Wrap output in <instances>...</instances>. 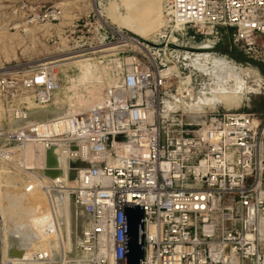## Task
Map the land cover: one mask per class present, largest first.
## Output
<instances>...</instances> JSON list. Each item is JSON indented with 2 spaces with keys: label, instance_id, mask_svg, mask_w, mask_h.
<instances>
[{
  "label": "built area",
  "instance_id": "1",
  "mask_svg": "<svg viewBox=\"0 0 264 264\" xmlns=\"http://www.w3.org/2000/svg\"><path fill=\"white\" fill-rule=\"evenodd\" d=\"M165 9L168 23L153 44L124 39L101 23L87 29L77 20L75 29L86 33L69 57L41 61L6 86V98L19 103L12 118L27 121L29 104L48 110L63 87L67 66L60 61L73 57L109 70L102 102L56 118L61 133H48L53 124L43 122L16 127L12 139L19 149L59 148L89 164L78 170L75 187L66 174L45 181L51 200L54 192L64 193L89 214L80 263L125 264V207L144 206V264H264L260 121L234 112L194 114L201 120H191L183 109L165 106L181 68L182 41L201 37L218 44L228 38L223 30L235 29L230 49L264 61V0H166ZM62 18L59 9L39 13V26ZM127 41L136 46L120 47ZM172 68L176 74L167 73ZM188 91L180 100L193 101ZM74 144L77 153L69 150ZM57 260L47 248L31 262Z\"/></svg>",
  "mask_w": 264,
  "mask_h": 264
},
{
  "label": "rangeland",
  "instance_id": "2",
  "mask_svg": "<svg viewBox=\"0 0 264 264\" xmlns=\"http://www.w3.org/2000/svg\"><path fill=\"white\" fill-rule=\"evenodd\" d=\"M163 1L164 0H0V167L4 171L1 177V181L3 184L2 188L0 189V222L2 223L4 219L3 217H6V215L8 214V219L6 217V221H12V226L10 224L11 222L8 223V225L10 224V227L9 229L7 227L6 230V232L9 231L8 233H6V239L8 241L7 247L10 250H8V252L17 253L18 251L17 257L16 254L14 256L11 255L12 257H8L10 253L7 252L8 255L6 257V260H12L13 262L14 260H25L26 255H22H24V253L27 254L29 252V249V253H31L32 251L31 256H34V254L39 250H36V252L33 253V250H31L32 246L34 245L33 243L39 241V239H41L42 235L44 234L43 227H39V225L34 222L27 221L26 218H18L19 216H21L19 215V213L21 214V212L23 213L24 211L20 209L26 207L27 203L25 202L20 204L19 201V206L17 205L18 200H16L15 197L21 194L20 189L13 186H8L11 183H7V181H9L11 177L19 175L21 177V180H23L19 185H23V189H27L28 187V190L32 189V187H30L32 185L29 184H34V182H36L38 185L40 184L42 188L43 185L41 181L48 180L47 178H51V176L48 175L49 172L44 173V171H47L48 167H45L46 169H44L43 166L41 167V165H39L41 158H44L46 153L48 154L49 151H53L54 153L56 152V154L62 153L61 150H59L58 152L59 148H54L51 149L52 151L49 150L45 152L41 149V145H36L28 149L27 146L20 149L18 148L16 142H14V140L12 139L13 137L11 136V132L12 130H15L19 124L15 119L12 118L13 116L11 114V110L19 103H16L15 101L10 102L6 98V86L11 82L19 83L23 79L22 75H25V73H27L30 68L38 65L41 61H51L59 58L61 59L69 57V53L76 50V47L78 46V38H81V36L86 33V30L84 31L83 28L75 29V27H77L78 25L76 21L79 19H82L79 22V25L81 27L87 26V29H90L91 26L95 27L97 23H101L105 26L107 25V27L117 32L121 37L123 35L124 39L131 40L135 38L141 41H147L150 44L155 43L158 35L163 32V28L159 29L160 27L156 25L157 17L163 14ZM56 9L63 11V18L58 22L47 24L44 27L39 26V13L51 12ZM234 32L235 29L223 30V35L225 37L227 36L228 38H226L224 42H220L218 44L208 42L206 41V39L201 37H198L196 40L188 39L180 43L181 50L183 51L179 58L181 68L179 70V73L177 74V77L173 78V81H171V89L167 91V98L165 99V101L168 102L169 105L171 103L172 106L170 105V107H173L172 109H174L175 106L176 108H183L185 113L190 114L189 117L191 120H200L201 118H198L199 116H196L194 114L210 113L211 111L209 110V108L214 104L211 106L209 104L215 100V95H217L216 92H219L220 90H222V88L230 89L231 87H238L240 76V80H243V86H251L257 89V87L255 86L256 84L253 82V80L246 75L236 76L234 74L235 76H233L231 72H226L227 69L223 67L224 65L220 62L221 59L223 60L224 58L228 62L230 59L238 65L256 68L264 81V61L249 58L241 50L230 49L229 38ZM86 37L88 38V35H86ZM127 42H124L122 44V46H124L122 47L123 49L136 46V43L130 41L128 43ZM186 52H188L189 54H186ZM203 56H206L205 59L203 58ZM113 57L114 56H111L109 58L119 64L118 60H116L117 58ZM80 59L84 60L83 58ZM80 59H77V61ZM197 60H199V63H197ZM73 61L77 62L76 60H72V58L60 61V64L63 63V65L67 67L62 68L63 87L61 92H59V94L57 95V99L59 100V98H62L61 100L65 101V103L63 104L65 107H59V110H56V106H58V104H56L58 100L56 99L52 106H50L48 110H46L47 112L44 111L39 113L40 116H38L43 120V117H45V120L51 121L62 114L64 115L66 113H69V111L80 112L89 110L98 106L99 103L102 102L105 90L103 87L106 86L105 75H108L109 70H106L105 67H103L102 65L99 66V64H96L95 62H88L86 65H88L89 67H86V69L82 66V64H72L74 63ZM196 65L199 67H197ZM86 70H88V72ZM110 73L112 75V73H114V70ZM169 73L176 74L177 71L175 70V68H172L169 70ZM229 74L232 75L230 76ZM89 75H91V77ZM221 76H223V79ZM88 77H90V79H88ZM217 78L219 82L217 81ZM219 78H221V81H223L221 82ZM235 78L237 79V81ZM246 79L249 80L246 81ZM231 81L232 83H230ZM241 81L239 87L242 86ZM244 82L246 83V85L244 84ZM215 86H218L216 88L219 91L214 88ZM93 89L95 92L93 91ZM187 91L193 92V101L180 100L181 96L186 95L185 92ZM214 91L215 93H213ZM87 93L90 94L87 95ZM211 96L212 99L210 100V102H208V99H210ZM81 97L82 99H84L83 101L81 100ZM206 99L207 104H205ZM248 99L239 108L226 109L219 105L218 109L215 112L246 113L255 116V118L260 121V147L258 151L257 163L258 166L259 164H261L262 169L264 170V85L259 90L258 94H251L248 96ZM87 100L93 102L89 103V101ZM176 100L180 101L175 102ZM200 101H202L203 104ZM74 102H77V104ZM94 103H96V105ZM90 104H93L95 106H90ZM191 104L194 107H191ZM165 106H167L166 103ZM28 108L33 109V112L36 111L34 110L35 107L33 108L32 106H30V104ZM186 108L187 110H190L187 111ZM197 110L199 112H195ZM203 110H205L204 113ZM55 129L57 131V127ZM11 152H13V154H10ZM64 167H66L65 169H68L66 170V172L68 173L70 168L69 165H64ZM60 176L64 177V175L62 176V174L60 173H58L55 177L58 178ZM68 180L69 184H74L75 186L77 185L76 178H72V180L68 178ZM47 195L49 196L48 193ZM13 198L16 200V203L14 202ZM10 202L12 204H15L12 205ZM10 206H12L13 208H11ZM3 209L5 210V213ZM13 209H15L17 212ZM13 211H15L16 213ZM16 214H18L19 216H16ZM84 217L81 218V216H79V218H76L78 219L79 223L75 219H72V221H74L72 223H74L75 226H78L75 227L72 224V227L70 223L69 228H73L75 231L77 227L79 228L76 231L78 235L72 229L74 232H72L71 234L73 239L74 237L79 238L84 235V230L88 224V217ZM75 221L77 224L75 223ZM51 225H53L51 230L53 229L52 233L54 237H56L54 239L57 240L56 249H58V251H56L57 254H55L56 256H58L53 257H56L58 259L56 261L57 264H63L66 262L65 258L70 253L65 245V237H63L65 234L63 230H66V226L64 227L57 220H53ZM59 225L61 228L59 227ZM11 231L15 232V234H13L14 232H12L13 238H11L12 236H10L12 234H9L11 233ZM74 234L77 236H75ZM15 236H19V238H16ZM14 238L17 241H15ZM9 242H12L11 249ZM13 243L17 246L15 247ZM23 245H25L24 248H28V251L25 249L27 253L23 249ZM17 247H20V249L22 250ZM15 249L18 250L15 251ZM20 253L23 254L21 255ZM28 254L27 256L29 257ZM79 256L80 254L76 259H80ZM14 257H16V259ZM18 257H21L22 259H18ZM32 258L33 257H31V259ZM79 259L70 264H83L79 262ZM31 263L37 264L35 262Z\"/></svg>",
  "mask_w": 264,
  "mask_h": 264
},
{
  "label": "bare ground",
  "instance_id": "3",
  "mask_svg": "<svg viewBox=\"0 0 264 264\" xmlns=\"http://www.w3.org/2000/svg\"><path fill=\"white\" fill-rule=\"evenodd\" d=\"M165 3H166V0H164L163 1V7H164V10H163V14L162 15H160V16H158L157 17V19H156V25L157 26H159L160 28L159 29H161V28H164V27H166V25H167V23H168V18H167V16H166V9H165ZM131 23V22H130ZM158 24H160V25H158ZM107 26V25H106ZM120 47H124V46H120ZM200 56V55H199ZM205 57L206 56H203V58L205 59ZM208 57H209V55H208ZM207 57V58H208ZM81 57H75V58H72V60H76L77 61V59H80ZM201 59V58H200ZM215 60V59H214ZM220 60V59H219ZM199 60H197V63H199L198 62ZM217 61V60H216ZM215 61V62H216ZM74 62V61H73ZM88 62H91L89 59H84V60H78L77 62H74V63H72V64H82V66L84 67V68H88L89 66L88 65H86ZM223 65H221V66H223V67H225L226 69H227V71L226 72H231L232 74H233V76H240V75H246L247 77H249V78H251L252 80H253V82L256 84L255 86L257 87V89H255V88H253V87H251V86H243V83H242V81L240 80L241 79V76H240V79H239V85H240V81H241V84H242V86H240L239 87V85H238V87H231L230 89L229 88H225V89H223L222 88V90H218L216 87H218V86H215L214 88L216 89V90H218L219 92H216V94L217 95H215L216 97H215V100L214 101H212V103H210L209 105L211 106V105H213V106H211L210 108H209V110L211 111V112H215L217 109H218V106L220 105V106H222L223 108H226V109H236V108H239V107H241V105L245 102V101H247V99H248V96L249 95H251V94H258L259 93V90L262 88V86L264 85L263 84V79H262V77H261V75H260V73H259V71L256 69V68H253V67H250V66H244V65H238V64H236L235 62H233L232 60H230L229 59V62L228 61H226L225 60V58L222 60L221 59V61H220ZM219 62V63H220ZM70 65V64H69ZM68 65V66H69ZM197 66V65H196ZM197 67H199V66H197ZM196 67V68H197ZM219 67H220V65H219ZM223 67H221V68H223ZM86 68V69H87ZM90 69V68H89ZM83 71V70H82ZM87 72H88V70H86ZM220 71V70H219ZM223 71V70H222ZM224 71H225V69H224ZM86 72V73H87ZM92 72V71H91ZM225 72V73H226ZM93 73V72H92ZM167 73H169V70H168V72ZM231 74V75H232ZM235 74V75H234ZM221 75V74H220ZM226 75V74H225ZM230 75V74H229ZM230 75V76H231ZM82 76V75H81ZM90 77H91V75H89ZM87 77V76H86ZM90 77H88V79H90ZM93 77V76H92ZM220 77V76H219ZM222 77V79H223V76H221ZM85 78V77H84ZM227 78V77H226ZM237 78V77H236ZM235 78V79H236ZM82 79V78H81ZM95 79V78H94ZM188 79V78H187ZM220 79V81H221V78H219ZM238 79V78H237ZM237 79H236V81H237ZM244 79V78H243ZM84 80V79H83ZM226 80V79H225ZM249 80V79H248ZM247 79H246V81H248ZM217 81L219 82V80H218V78H217ZM223 81V80H222ZM221 81V82H222ZM227 81V80H226ZM228 81H229V79H228ZM245 81V80H244ZM85 82H86V79H85ZM88 82V81H87ZM217 82V83H218ZM90 83V82H89ZM216 83V84H217ZM223 83H225V82H223ZM229 83V82H228ZM230 83H232V81L230 82ZM229 83V84H230ZM236 83V82H235ZM85 84V83H84ZM222 84V83H221ZM237 84V83H236ZM244 84L246 85V83L244 82ZM226 85V84H225ZM235 85V84H234ZM234 85H232V86H234ZM85 86V85H84ZM221 86V85H220ZM227 86V85H226ZM230 86V85H229ZM228 86V87H229ZM236 86V85H235ZM95 87V86H94ZM223 87V86H222ZM221 88V87H220ZM215 90V91H216ZM93 91H94V89H93ZM215 91L213 92V93H215ZM95 92V91H94ZM98 92V91H97ZM261 92V91H260ZM91 93H92V90H91ZM88 94H90V93H87V95ZM99 94V93H98ZM92 95V94H91ZM210 95V94H209ZM212 95V94H211ZM83 96V95H82ZM93 96V95H92ZM86 97H89V96H86ZM79 98V97H78ZM92 98H94V97H92ZM96 98V97H95ZM173 98V97H172ZM208 98V97H207ZM62 98H59V100H58V102H56V104H58V106H56L57 107V109L56 110H59L58 108L59 107H63L64 105V103H65V101L64 100H61ZM212 99V96L210 97V99H208V102H210V100ZM81 100L83 101L84 99H82V97H81ZM201 100V99H200ZM249 100V99H248ZM87 101H89V100H87ZM206 101V103L205 104H207V99L205 100ZM85 102V101H84ZM84 102H83V104H84ZM93 102V101H92ZM92 102H90L89 101V103H92ZM170 102V101H169ZM201 103H202V101H200ZM199 102V103H200ZM214 102V103H213ZM74 103H76L77 104V102H74ZM165 103H166V101H165ZM79 104V103H78ZM82 104V103H81ZM86 104V103H85ZM95 105H96V103H94ZM100 104V103H99ZM183 104V103H182ZM181 104V105H182ZM198 104V103H197ZM203 104V103H202ZM201 104V105H202ZM80 105V104H79ZM91 105H93V104H90V106ZM95 105H93V107L95 106ZM167 106H166V109H168V110H166V111H169V108H171L170 107V105H171V103H170V105H169V103H167L166 104ZM168 105H169V108H168ZM200 105V104H199ZM172 106V105H171ZM183 106V105H182ZM193 105L191 104V107H192ZM195 106H196V104H195ZM204 106V105H203ZM202 106V107H203ZM65 107V106H64ZM67 107V106H66ZM187 107V106H186ZM194 107V106H193ZM198 107V106H197ZM173 108V107H172ZM171 108V109H172ZM174 108H176V106L174 107ZM188 108H189V106H188ZM199 108H200V106H199ZM206 108H208V107H206ZM63 109V108H62ZM86 109V108H85ZM177 109H178V107H177ZM183 109V108H182ZM204 109H205V107H204ZM186 110H187V108H186ZM185 110V111H186ZM188 110H190V109H188ZM187 110V111H188ZM202 110V109H201ZM208 110V109H207ZM191 111H192V109H191ZM190 111V112H191ZM204 111L205 110H203V113H204ZM47 112V111H46ZM69 112H71V111H69ZM76 112V111H75ZM78 112V111H77ZM189 112V113H190ZM195 112H199L198 110L197 111H195ZM201 112V111H200ZM210 112V113H211ZM41 113V112H40ZM202 113V112H201ZM197 114V113H196ZM206 114V113H205ZM63 115V114H62ZM62 115H60V116H58V117H56V118H59V117H61ZM40 116V115H39ZM55 116V115H54ZM40 118V117H39ZM44 118V120H45V117H43ZM56 118H54L53 120H51V121H48V122H46V123H52L53 125H51V126H49V127H47L48 128V130H47V132L48 133H60V132H62L63 131V124H60V121L59 122H56L58 119H56ZM199 118V117H198ZM40 119H42V118H40ZM43 120V119H42ZM195 120V119H194ZM201 120V119H200ZM58 125H59V127H58ZM48 126V125H47ZM57 127V131H56V128ZM65 130V129H64ZM37 145H39V144H37ZM34 146H36V145H28L27 146V149L28 148H30V147H34ZM69 150H71V153H77L78 151H79V147L76 145V144H74L73 146H71L70 147V149ZM58 152H59V149H58ZM56 152L54 153L53 151L52 152H50L49 151V153L47 154L46 153V155L44 156V158H41V160H40V162H39V165H41V167L43 166V168L44 169H46L47 167H48V169H47V171H44V173H46V172H49L48 173V175L49 176H51V178H47L48 180H43V181H41V183H42V185H43V187L41 188V185L39 184H37L36 182H34V184H29V185H32V186H30V187H32V189H30V190H28V188L27 189H23V185H19L20 184V182L21 181H23V180H21V177L19 176V175H16V176H13V177H11V179L9 180V181H7V183H11V184H9L8 186H13V187H15V188H18V189H20V192H21V194L20 195H17L16 197H15V199L16 200H18L17 201V205L19 206V201H20V204L21 203H27V206L26 207H24V208H22V209H20V210H24L23 211V213L21 212V214L19 213V215H21V216H19L18 214H16V216H19L18 218L19 219H22V218H26L27 219V221H29V222H34V223H36L37 225H39V227H43L44 228V234L42 235V237H41V239H39V241H37L36 243H33V244H31V245H33L32 246V248H31V250H33V253L34 252H36V250H41V249H49V250H51V252H52V254H53V256H56L55 254H57L56 253V251H58V249H56V241L57 240H55L54 238H56V237H54V235H53V229L51 230V228H52V226L53 225H51L52 224V221L53 220H57L61 225H63L65 228H66V232L63 230V232L65 233H63L64 234V236L63 237H65V245H66V247H67V249H68V251H70V253H69V255L65 258V263H63V264H70V263H72V262H75L76 260H78V259H76L77 258V256L80 254V249H81V247H82V245L85 243V241H86V238H85V235H82V237H74V239H76V238H78V239H76V240H74L73 239V237H72V232H73V228H69V225H70V223H71V225L73 224L74 225V223H72V222H74V221H72V219H75L77 222H78V219H76V218H79V216H81V218L82 217H84V216H86V217H88V213L86 212V210L84 209V208H82V207H79V206H76L74 203H72V201L70 200V199H68V197H66L65 196V194L64 193H61V192H54L51 196H52V200H51V197H49L48 195H47V190L45 189V186H46V182L49 184L51 181H54V180H56L57 178L55 177L58 173H60V174H62V175H67L68 176V178L69 179H72V178H78V176H79V173H78V170L80 169V168H83L84 167V165L86 164V162H85V160H83V159H81V158H77L76 156H63V154H59V153H57L56 155ZM120 154H124V152H122V151H120ZM108 159H110L111 161H113L109 156L107 157ZM69 165V172L67 173L66 172V170H68V169H65L66 167H64V165ZM4 167V166H3ZM46 167V168H45ZM68 167V166H67ZM85 169V168H84ZM51 170H53V171H51ZM3 170H2V168L0 167V189L2 188V179H1V177H2V174H3ZM34 173V172H33ZM5 175V174H4ZM10 175V174H9ZM41 177V176H40ZM5 180H7V179H5ZM46 181V182H45ZM33 182V181H32ZM13 184V185H12ZM6 185V184H5ZM69 185H71V186H73L74 184H69ZM75 186V185H74ZM73 186V187H74ZM45 189V191L47 192H45L44 191V189ZM24 191H23V190ZM3 191V190H2ZM0 192H1V190H0ZM49 194V193H48ZM0 195H1V193H0ZM1 197V196H0ZM14 199V198H13ZM14 199V202L16 201ZM13 202V201H12ZM11 203V202H10ZM16 203V202H15ZM15 203H11L12 205H14ZM1 205V204H0ZM10 205V204H9ZM17 205H15V206H17ZM22 206V205H21ZM11 208H13L12 206H10ZM11 208H8V209H11ZM80 208V209H79ZM7 209V210H8ZM16 209H18V208H16ZM83 209V210H82ZM4 210V209H3ZM3 210H2V212H3ZM13 210H15V209H13ZM16 211V210H15ZM15 211H13V212H15ZM1 212V211H0ZM7 212V211H6ZM17 212V211H16ZM15 212V213H16ZM4 213H5V210H4ZM3 213V214H4ZM8 213V212H7ZM6 215V214H5ZM8 215V214H7ZM7 215H6V217H7ZM2 216H4V215H2ZM6 217L4 216L3 218V222L1 223L0 222V224H1V226H2V230H3V249H2V254H3V258H2V264H5V262H6V257H7V255H8V253H10V252H8V241H7V234L6 233H8V232H6V230H7V227H8V229H9V227H10V224H11V226H12V221H10V222H7L6 220L8 219V217H7V219H6ZM85 218V217H84ZM83 218V219H84ZM10 219V218H9ZM70 220H71V222H70ZM76 221H75V223H76ZM82 221V220H81ZM8 223H10L9 225H8ZM54 223V222H53ZM79 223V222H78ZM77 224V223H76ZM58 225V224H57ZM73 225H72V227H73ZM75 226V225H74ZM76 226H78V225H76ZM75 226V227H76ZM80 226V225H79ZM59 227H60V225H59ZM61 228V227H60ZM73 229V230H72ZM76 229V228H75ZM77 229H79L78 227H77ZM77 229H76V231H77ZM62 230V229H61ZM75 231V230H74ZM76 231H75V233H76ZM261 231L262 232H264V219H262L261 220ZM12 232H14V231H11V233H9V234H12ZM74 233V232H73ZM13 234H15V232L13 233ZM13 234L12 235H10V236H12L11 238H13ZM55 234V233H54ZM62 234V235H63ZM77 234V233H76ZM75 235V234H74ZM73 235V236H74ZM78 235V234H77ZM77 235H75V236H77ZM79 235H80V233H79ZM8 237H9V235H8ZM16 237V236H15ZM18 238H19V236H17ZM16 237V238H17ZM70 237H72V238H70ZM10 238V239H11ZM14 240H15V238H14ZM13 241V240H12ZM15 241H17V240H15ZM20 241V240H19ZM19 241H18V245H19ZM10 243V249L12 248L11 247V243L12 242H9ZM14 243H16V242H14ZM13 243V245H15V247L17 246L16 244H14ZM22 246V245H21ZM24 246L25 245H23V249L25 250L26 248H24ZM26 246H28V245H26ZM30 247V246H29ZM17 248H19L20 249V247H17ZM22 248V247H21ZM14 249V248H13ZM18 250V249H17ZM16 249H15V251H17ZM20 250H22V249H20ZM23 250V251H24ZM27 251H28V248L26 249ZM25 250V251H26ZM10 251V250H9ZM13 251V250H12ZM27 251H26V253H27ZM8 252V253H7ZM19 252H22V251H19ZM29 252H30V249H29ZM28 252V253H29ZM12 253V254H11ZM10 253V255H8V257H12L11 255H15L16 254V257H17V253H18V251H17V253L16 252H11ZM24 253V252H23ZM22 253V254H23ZM27 253V254H28ZM31 253H32V251H31ZM31 253H29L28 255H29V257L27 256V254H25L24 253V255H22L21 253V255L22 256H25L26 255V257H25V260H14V262L16 263V264H29V263H31V257H34L33 255L31 256ZM20 254H19V256H20ZM21 256V257H22ZM58 256V255H57ZM56 256V257H57ZM16 257H14L15 259H16ZM20 257V258H21ZM54 258V259H57V258ZM19 257H18V259H20ZM24 258V257H23ZM27 258V259H26ZM22 259V258H21ZM32 264V263H31ZM44 264H46V263H44ZM47 264H49V263H47ZM53 264H57V263H53Z\"/></svg>",
  "mask_w": 264,
  "mask_h": 264
},
{
  "label": "water",
  "instance_id": "4",
  "mask_svg": "<svg viewBox=\"0 0 264 264\" xmlns=\"http://www.w3.org/2000/svg\"><path fill=\"white\" fill-rule=\"evenodd\" d=\"M44 111L46 110H38L32 112L30 114L29 119L23 123H19L18 127L19 126L24 127V126L43 123V122H48V120H41L38 116L40 112H44ZM87 167H89V164H85L83 168H87ZM71 201L72 203L75 204L73 200ZM88 219H89V214H88ZM144 230H145L144 206L125 207V264H144V260H145ZM2 249H3V230L0 224V264H2V258H3Z\"/></svg>",
  "mask_w": 264,
  "mask_h": 264
}]
</instances>
